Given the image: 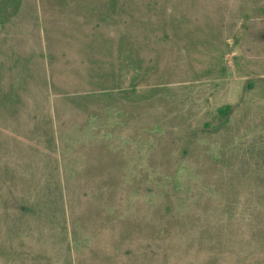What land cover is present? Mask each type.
<instances>
[{
  "label": "rangeland",
  "instance_id": "374dc122",
  "mask_svg": "<svg viewBox=\"0 0 264 264\" xmlns=\"http://www.w3.org/2000/svg\"><path fill=\"white\" fill-rule=\"evenodd\" d=\"M0 264H264V0H0Z\"/></svg>",
  "mask_w": 264,
  "mask_h": 264
},
{
  "label": "trees",
  "instance_id": "16d2710c",
  "mask_svg": "<svg viewBox=\"0 0 264 264\" xmlns=\"http://www.w3.org/2000/svg\"><path fill=\"white\" fill-rule=\"evenodd\" d=\"M229 107H230V105L229 104H226L224 106L219 107V111L221 113L225 114L228 111Z\"/></svg>",
  "mask_w": 264,
  "mask_h": 264
}]
</instances>
